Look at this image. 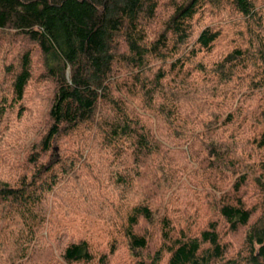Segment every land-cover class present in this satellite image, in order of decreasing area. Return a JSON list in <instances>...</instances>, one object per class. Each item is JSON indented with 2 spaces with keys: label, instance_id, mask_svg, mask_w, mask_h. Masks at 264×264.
I'll use <instances>...</instances> for the list:
<instances>
[{
  "label": "trees",
  "instance_id": "1",
  "mask_svg": "<svg viewBox=\"0 0 264 264\" xmlns=\"http://www.w3.org/2000/svg\"><path fill=\"white\" fill-rule=\"evenodd\" d=\"M6 30L0 264H264V0H0Z\"/></svg>",
  "mask_w": 264,
  "mask_h": 264
},
{
  "label": "rangeland",
  "instance_id": "2",
  "mask_svg": "<svg viewBox=\"0 0 264 264\" xmlns=\"http://www.w3.org/2000/svg\"><path fill=\"white\" fill-rule=\"evenodd\" d=\"M23 42H19L18 39L13 35L11 31H0V60L1 62L10 63L16 62L17 56L21 50H23L20 45ZM36 66L39 65V57L35 58ZM2 64V63H1ZM3 67V65H2ZM38 72V70H36ZM8 85V86H7ZM9 88L8 77H5L4 68L0 72V96L4 95L5 92ZM52 96V85L50 82L39 81L33 82L31 84V88L28 91L27 100L25 106L30 110L27 112L28 114V124L27 130L23 133L22 139L26 142H31V145L40 138L39 133L43 129V116L45 114V109L48 105V102ZM41 114V115H40ZM30 144V143H29ZM30 146V145H29ZM22 153H25V149H21ZM197 192L193 190L190 192V200H195L194 193ZM251 195H255V191H251ZM200 196H198L199 200ZM257 198V197H256ZM253 202H258L256 199ZM258 204V203H257ZM66 208V207H64ZM67 214L63 217V220L71 221L72 225L78 227L80 218L83 216L81 213L75 212L71 208H66ZM94 237V235H93ZM102 237L101 234L98 233L97 238ZM225 240L228 242L229 246V255H235V253L242 247V234L236 233H226ZM155 244H152V249ZM60 246V244H59ZM55 247V248H54ZM54 247L44 250L42 254L47 257L55 258L58 255V248L56 245ZM127 254H119L117 258L113 261V264H127Z\"/></svg>",
  "mask_w": 264,
  "mask_h": 264
}]
</instances>
